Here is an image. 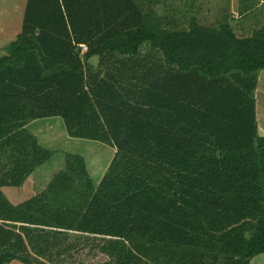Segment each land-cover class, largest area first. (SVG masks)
Returning <instances> with one entry per match:
<instances>
[{"label": "trees", "instance_id": "trees-1", "mask_svg": "<svg viewBox=\"0 0 264 264\" xmlns=\"http://www.w3.org/2000/svg\"><path fill=\"white\" fill-rule=\"evenodd\" d=\"M158 2L26 0L0 55V264H70L85 249L106 257L92 264L264 255V26L240 36L228 14L206 25L192 11L177 26ZM47 117L114 148L98 182L84 156L26 127Z\"/></svg>", "mask_w": 264, "mask_h": 264}, {"label": "rangeland", "instance_id": "rangeland-1", "mask_svg": "<svg viewBox=\"0 0 264 264\" xmlns=\"http://www.w3.org/2000/svg\"><path fill=\"white\" fill-rule=\"evenodd\" d=\"M192 3L194 7H192ZM25 4L26 0H0V55L4 53L3 47L14 39L21 30ZM256 4L257 2L253 4L250 2L248 9L243 10V4L239 0H160V3L154 4L152 9L158 15L165 14L166 16L168 15V18L175 17L177 26L187 25V18H189L191 14L190 11L194 12L197 19L206 25L216 24L221 18V15L226 13L228 14L229 22L234 27L235 32L240 36H248L253 29L264 26V5ZM208 6H211L212 10H210ZM214 9L216 11L212 12ZM194 13L192 15H194ZM246 14L247 16L244 17ZM79 48L81 52L87 50L85 44H80ZM90 62L95 63V58H91ZM254 96L256 101L258 133L264 134V69L260 70L258 73V82ZM60 120L61 118L59 117H51L38 122L40 127L37 129L39 130L38 132H41L38 136L39 142L49 149L54 150L55 153H60L62 150L84 156L92 178L94 180H99L106 171L114 148L106 144H101V142L96 140L75 138L68 134L69 140L67 142L64 138L65 134L60 130V128L63 127ZM49 123L51 125H49ZM35 124H37V122L33 123L34 127ZM51 126L52 128H48ZM48 130L55 133L56 136H50ZM56 131H59L60 135H58ZM58 159L59 156H53L48 161L49 165L45 164L42 169L55 170L57 168ZM86 251L85 249L75 254L70 264H92L98 262L101 258L102 260L106 258L104 255L100 256L98 254L92 256L86 253ZM261 257L263 259L261 264H264V255ZM69 262L70 260L65 262V264H69Z\"/></svg>", "mask_w": 264, "mask_h": 264}, {"label": "crops", "instance_id": "crops-1", "mask_svg": "<svg viewBox=\"0 0 264 264\" xmlns=\"http://www.w3.org/2000/svg\"><path fill=\"white\" fill-rule=\"evenodd\" d=\"M239 1H241L242 2V4H243V10H247L248 9V7L250 6L249 5V3L250 2H252V4L254 3V2H257V4L256 5H259L261 2H258V1H256V0H254V1H252V0H239ZM261 5H264V4H261ZM242 9H241V11H242ZM250 12H251V10H250ZM249 13V12H248ZM247 16V14L244 16V17H246ZM48 118H51V117H47V118H38V119H34V120H32V121H30L28 124H27V128H29V130L31 131V132H33L35 135H36V137H37V139H39L38 138V136L40 135V133L41 132H38L39 130L37 129L38 127H40V125H39V123L38 122H40V120H46V119H48ZM36 123L37 122V124H35V127L33 126V123ZM54 122H57V121H54ZM49 125H51L50 123H49ZM59 127V126H58ZM48 128H52V126L51 127H48ZM60 128V127H59ZM60 130L65 134V136H64V138L67 140V142H68V135H67V133H66V131H65V129H64V126L62 127V128H60ZM48 132L50 133L49 135L50 136H56V134L55 133H53L52 131H50V130H48ZM57 132V134L58 135H60V132L59 131H56ZM261 134V133H260ZM263 134V133H262ZM261 134V135H262ZM264 135V134H263ZM64 139V140H65ZM38 142H39V140H38ZM40 143V142H39ZM41 144V143H40ZM42 145V144H41ZM44 146V145H43ZM87 162V161H86ZM87 166V170H88V172H89V175H90V177L92 178V175L90 174V169L88 168V165H86ZM101 178V177H100ZM93 179V178H92ZM40 180H41V178H40V176H39V174L36 172V173H34L33 175H31L30 176V179H29V183H28V186L27 187H33V186H37L38 184H39V182H40ZM96 182H98V180H96ZM263 254H259V255H256V256H254L251 260H250V262H249V264H261L262 263V261H263V259H262V256ZM264 258V257H263ZM5 264H25V263H23V262H21V261H19V260H12L11 262H8V263H5Z\"/></svg>", "mask_w": 264, "mask_h": 264}]
</instances>
